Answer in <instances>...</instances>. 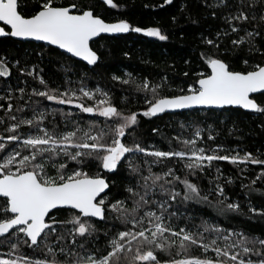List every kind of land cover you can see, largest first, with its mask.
Returning <instances> with one entry per match:
<instances>
[{"label":"snow or ice","instance_id":"snow-or-ice-1","mask_svg":"<svg viewBox=\"0 0 264 264\" xmlns=\"http://www.w3.org/2000/svg\"><path fill=\"white\" fill-rule=\"evenodd\" d=\"M98 6L0 0V264H264V227L257 235L244 226L264 223V151L221 144L207 122L217 116L226 124L219 117L231 120L234 110L264 117V0H197L218 24L201 32L200 64L183 71L182 86L167 75H112L142 101L139 111L129 107L131 94L117 104L112 90L89 87L79 62L99 66L97 38L170 36L159 24L106 19ZM52 57L58 83L41 67ZM165 115L185 117L177 134L154 126L159 142L139 135L145 119ZM237 130L233 122L228 134ZM221 161L238 170L244 203L228 194L234 178L214 163Z\"/></svg>","mask_w":264,"mask_h":264},{"label":"trees","instance_id":"trees-1","mask_svg":"<svg viewBox=\"0 0 264 264\" xmlns=\"http://www.w3.org/2000/svg\"><path fill=\"white\" fill-rule=\"evenodd\" d=\"M84 2L99 5L97 11L106 19L115 21L124 18L139 26L159 24L170 36L168 41H159L155 38L145 37L136 33L120 34L115 38H98V43L94 47L99 49L103 54L99 66H87L84 62H79L85 65L80 71L87 70L88 79L85 83L89 87L99 84L106 90H112L114 102L117 104L120 103L123 96L131 94L133 103L129 107L137 111L143 106L142 101L138 105L135 101L136 94L128 86L114 83L111 80V76L131 72L138 80L146 77L157 81L161 76L167 75L172 86H182L186 82V78L182 76L183 71L189 67L197 68L200 64L198 54L204 50V46L200 42L201 32L208 30L210 27L215 28L218 24V21L204 18L207 13L197 7V0H174L172 5H166L163 9L159 7L163 0H117L120 5L118 9H107V6H104L100 0H84ZM146 4L149 7H144ZM185 4L188 5V8L182 13L180 9ZM187 13H191L193 18L199 19V25L191 24L187 19ZM173 16L177 17L179 23L172 22L171 18ZM32 43L39 44L38 42ZM5 46L4 44H0V50ZM125 51L130 53V59L123 55ZM51 59L53 62L50 63L46 59L41 64V67L45 69L43 74L50 82L55 81L58 83L60 82L62 73L59 70V65L55 63L56 58L52 57ZM186 60L191 61V65L186 64ZM46 103L50 104V102ZM50 106L74 110L66 105ZM185 115L190 114L186 112ZM202 115L203 112H201ZM227 116L228 114L224 113L223 116L219 117V119H226V124H220L217 116H212L207 121L208 123H214V127L220 132L218 141L221 144L238 150L252 151L254 154H256L257 149L264 151V130L260 127L262 121H264V117L254 113H245L244 110H234L231 120H227ZM86 118L91 119V117ZM184 118V116L165 115L163 119L153 118L154 124L145 119L138 130L139 135L150 143L159 142L160 136L151 132L152 127L159 126L162 133L175 135L180 131L175 122ZM233 122L235 123V128L238 130L230 136L228 130L233 127ZM169 124H171V127H168ZM188 134V132L184 133L185 136ZM209 143L211 144L212 142ZM214 163L221 168L225 177L234 178V184L227 186L228 194L231 196L232 193H236L232 198L244 203V190L239 187L240 179H237L239 172L236 167L222 161ZM248 168L256 172L260 170V166L257 165H249ZM248 182V179L244 180V183ZM203 183L207 184V181H203ZM253 203L259 206L260 201L256 199ZM197 208H199L198 205L191 206L193 211ZM204 211L210 212V210ZM244 226L259 235L261 227H264V223L259 222L258 218H254L252 221H246Z\"/></svg>","mask_w":264,"mask_h":264},{"label":"water","instance_id":"water-1","mask_svg":"<svg viewBox=\"0 0 264 264\" xmlns=\"http://www.w3.org/2000/svg\"><path fill=\"white\" fill-rule=\"evenodd\" d=\"M101 2H102V0H100ZM120 35V34H119ZM98 39V38H97ZM38 43H40V42H38ZM85 63V62H84Z\"/></svg>","mask_w":264,"mask_h":264}]
</instances>
